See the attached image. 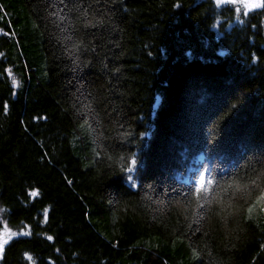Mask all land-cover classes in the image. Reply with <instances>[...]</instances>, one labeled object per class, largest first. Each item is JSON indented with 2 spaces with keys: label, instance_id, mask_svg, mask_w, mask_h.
<instances>
[{
  "label": "trees",
  "instance_id": "trees-1",
  "mask_svg": "<svg viewBox=\"0 0 264 264\" xmlns=\"http://www.w3.org/2000/svg\"><path fill=\"white\" fill-rule=\"evenodd\" d=\"M207 142L264 149V10L0 0V229L30 232L0 264H264V219L246 220L244 200L203 220L177 202L199 172L233 166Z\"/></svg>",
  "mask_w": 264,
  "mask_h": 264
},
{
  "label": "snow or ice",
  "instance_id": "snow-or-ice-1",
  "mask_svg": "<svg viewBox=\"0 0 264 264\" xmlns=\"http://www.w3.org/2000/svg\"><path fill=\"white\" fill-rule=\"evenodd\" d=\"M215 5L217 8L222 9V11H228L235 9L237 16L244 15L248 16L255 10H264V0H215ZM97 24L102 23V21H97ZM96 24H92L91 21L86 23L84 27H95ZM255 27V26H254ZM4 35H10L9 33H3ZM87 35V33H85ZM69 40L72 39L71 36L68 37ZM86 47L83 42V39L79 42H75L71 45V48H65L67 55L72 56L79 49ZM224 53H218V55H223ZM190 55V53H189ZM79 57L73 59V63H76V60ZM120 69L117 68L116 72L120 73ZM13 87L17 86V81H12ZM5 110H7V104L4 105ZM235 104L232 105L234 109ZM85 119V123H87ZM83 127V125H81ZM218 127V125H217ZM130 132H126L123 135L126 137L130 135ZM108 146L105 145L104 148ZM102 148V151H104ZM206 154L217 157L223 155L227 158H232L234 160L233 166L231 168L220 169V177L217 179L216 176L209 174L205 176L203 172H199L198 178L195 179L194 186L190 183L187 187V192L182 191L181 188L173 189V192L176 195L178 203L183 204L184 211L187 212L189 205L192 206V211L194 216H199L200 220H203L206 215V210L210 212L215 206L220 208L223 211H228L233 207L234 202L239 198L246 202V207L244 211L246 213L245 219L251 220L254 217L264 219V149L259 150V152H252L246 158L241 155L238 158L231 156V149L221 145L219 142H207ZM105 155L109 161L113 160V156L105 152ZM135 156V154H132ZM99 156V153H97ZM240 159H244L245 162L240 164ZM118 160H125L124 155H120ZM137 160L132 159L130 163H126L122 167L121 171L126 173H133L136 171ZM216 171L215 168L212 170ZM127 180L130 182L132 188L136 187L135 180L132 175L127 176ZM149 188L152 186L149 185ZM30 195L35 196L36 193L32 192ZM167 195V194H165ZM252 197V199H248ZM163 203V201H161ZM196 209H200L199 213L196 212ZM199 223V221H194ZM25 227H28L25 225ZM188 228L191 230V224L188 225ZM200 229L196 228L181 235L184 238L191 239ZM28 236L30 232L21 231L14 232L8 226L7 223H4L2 229H0V253L5 250V245L16 236ZM47 240L52 241V236H47ZM26 258L29 260L32 257L28 256ZM193 258L199 262V254L194 250Z\"/></svg>",
  "mask_w": 264,
  "mask_h": 264
}]
</instances>
